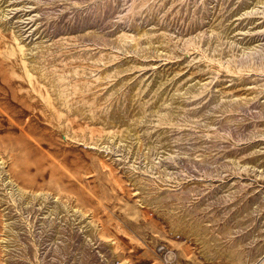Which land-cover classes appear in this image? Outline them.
Wrapping results in <instances>:
<instances>
[{
  "label": "rangeland",
  "instance_id": "1",
  "mask_svg": "<svg viewBox=\"0 0 264 264\" xmlns=\"http://www.w3.org/2000/svg\"><path fill=\"white\" fill-rule=\"evenodd\" d=\"M0 3V264H264V0ZM221 91L248 99L238 126L214 123L235 111L228 99L186 118ZM166 190L184 191L183 206L209 204L194 213L209 233L247 220L224 239H242L243 262L191 233L166 206L177 197H157Z\"/></svg>",
  "mask_w": 264,
  "mask_h": 264
},
{
  "label": "bare ground",
  "instance_id": "2",
  "mask_svg": "<svg viewBox=\"0 0 264 264\" xmlns=\"http://www.w3.org/2000/svg\"><path fill=\"white\" fill-rule=\"evenodd\" d=\"M255 2V1H254ZM0 6H1V3H0ZM108 6V5H107ZM121 6V5H120ZM119 6V7H120ZM2 7V6H1ZM118 7V5H114V6H108L107 8H108V10H109V13H110V11H117V8ZM243 8V7H242ZM99 11V10H98ZM106 11V10H105ZM102 13V12H101ZM1 17V16H0ZM89 20V19H88ZM96 21V20H95ZM89 22V21H88ZM214 27V26H213ZM135 28H137V32H139V30L140 29H138V26L136 25V27ZM211 28H212V26H211ZM214 29V28H213ZM92 31H94V32H97V33H102V30L101 29H99V28H94V29H91ZM89 32V31H88ZM90 34H92L91 32H89ZM14 37L18 40V37H19V33L15 30L14 31ZM111 40H113V41H117V43H118V45H122V44H127V43H132L133 42V40L130 38V37H128V36H126V35H119V34H116L114 37H112V39ZM149 41H151V43H153V42H155V40L154 39H152V40H145V45L147 44V43H150ZM144 43V42H143ZM21 44V43H20ZM27 44H25V43H22L21 45H19V48L22 50V53H26V52H28V47H30V46H26ZM33 47V46H32ZM33 51H34V49H32ZM236 51H238V50H236ZM241 51H243V50H240V52ZM249 52V51H248ZM247 52V53H248ZM246 53V54H247ZM253 53H254V51L252 52V54L251 55H253ZM240 54V53H239ZM242 54V53H241ZM250 54V53H249ZM256 54V53H255ZM74 55H76V54H74ZM83 55V54H82ZM84 56H86L87 58H89V59H92V60H98V59H102L103 58V56H104V54H101V53H97V54H93V53H85L84 54ZM238 56H240V55H238ZM247 56V55H246ZM254 56V55H253ZM252 56V57H253ZM69 57V56H68ZM241 57H242V55H241ZM241 57H239V58H241ZM245 57V56H244ZM256 57V56H255ZM259 56H257L256 58H258ZM262 57V56H261ZM243 58V57H242ZM254 59V58H253ZM36 60L37 59H35V58H33V57H28V58H25L24 59V61H23V64L27 67V69H28V72L30 73V74H33V73H35V74H37V75H39L40 76V82H43L47 87H48V89L52 86V88L53 89H55V85H57L55 82H54V80H51V79H49L47 76H44L43 75V67H39V66H37L36 64H35V62H36ZM91 60V61H92ZM99 60V61H100ZM246 60H248V57H247V59ZM97 62V61H96ZM125 67V66H124ZM127 67V66H126ZM82 68V67H81ZM123 68V67H122ZM257 79V78H256ZM63 80V79H62ZM56 81V80H55ZM59 81V80H58ZM61 83V82H60ZM65 84V83H64ZM51 85V86H50ZM63 85V84H62ZM195 85V84H194ZM50 86V87H49ZM62 87V86H61ZM60 88V87H59ZM196 89V88H195ZM195 89H193V87H191L190 89H188V91H186V92H189L190 94H196V91H195ZM64 90H66V89H64ZM186 92H184V93H186ZM60 93H61V89L60 90H54L53 91V96L52 95H50L51 97H50V99H51V102H52V104H54V105H57L58 103H61L62 102V99H64V97L61 99H59L58 98V95L60 96ZM198 93V92H197ZM219 93V92H218ZM217 93V94H218ZM160 94V93H159ZM171 94H173V93H171ZM254 95H256V94H254ZM218 96V95H217ZM252 97V96H251ZM251 97H249V99L251 98ZM255 97V96H254ZM225 99H228V100H232V101H234L235 103H233V104H235V111L233 112V113H230V114H227V115H225L224 117H222V118H220V119H218V121L216 120V122H214V123H221L222 125L223 124H225V125H236L237 123H240L239 122V118H237V113H242V107H241V105H244V106H247V104H248V102H247V100L248 99H245L244 97H241V96H235V95H231L230 93H222V91L220 92V94H219V96L218 97H216V98H214V99H212V100H210L207 104H205V106L203 105V107H201V108H197V106H196V108H192V109H189L187 112H186V118H188V119H190V120H197V118H196V116L199 114H201V113H205L206 114V112L208 111V110H213V111H216V109H217V106H219V105H221V103H223V102H225V104H227V103H229V101H226ZM254 99V98H253ZM66 100V99H65ZM183 101H184V99H182ZM187 100V99H186ZM251 100V99H250ZM159 101V100H158ZM177 101V100H176ZM191 101V100H190ZM189 101V102H190ZM187 102V101H186ZM185 102V103H186ZM232 103V102H231ZM67 104V103H66ZM186 104H188V102L186 103ZM191 104V103H190ZM230 104V103H229ZM258 106H259V109L260 108H263L264 107V99H257V103H256ZM256 104H254L255 105V109L257 108V105ZM69 105V104H68ZM79 106V105H78ZM81 106V105H80ZM191 106V105H190ZM190 106H189V108H190ZM250 106V105H249ZM253 106V105H252ZM76 107V106H75ZM194 107V106H193ZM221 107H223V106H221ZM185 108H187V107H185ZM68 108L66 107V110H67ZM223 109V108H222ZM81 110V109H80ZM176 110V109H175ZM62 111H65V109H63ZM233 111V110H232ZM174 112V111H173ZM176 112V111H175ZM184 112V111H183ZM249 112H251V111H249ZM256 114V113H255ZM242 117V116H241ZM15 119H17V118H15ZM215 119V118H214ZM62 122V125L65 127V119H63V118H61L60 119ZM103 120V119H102ZM186 120V119H185ZM17 121H18V119H17ZM198 121V120H197ZM234 121H236V123H234ZM15 122V121H14ZM106 122V121H105ZM204 122V121H203ZM107 123V122H106ZM116 123V122H115ZM123 123H124V121H123ZM123 123H122V125H123ZM200 123V122H199ZM213 123V124H214ZM107 124H109V123H107ZM120 124V123H119ZM243 124V123H242ZM61 125V126H62ZM106 125V124H105ZM110 125V124H109ZM124 125L126 126V128H127V131H130V133H133L134 134V131H133V129H132V127H131V125L129 124V123H127V121H126V123H124ZM234 125V126H235ZM21 126V125H20ZM119 126V125H118ZM237 126H238V124H237ZM59 128V127H58ZM121 128V127H120ZM125 128V127H124ZM28 129V128H27ZM23 130V129H22ZM114 130V129H113ZM236 130V129H235ZM25 131V130H24ZM27 131V130H26ZM29 135V134H28ZM124 135V134H123ZM120 136V135H119ZM85 139H86V137H85ZM89 139V138H88ZM86 141H87V139H86ZM90 142H91V140H90ZM210 143H212V142H210ZM216 143V142H215ZM217 144V143H216ZM206 145V144H205ZM212 145H214V142H213V144ZM217 146V145H216ZM216 150V149H215ZM216 152V151H215ZM199 153H201V152H199ZM199 153H197V152H192V153H190V154H188L190 157H192V158H196V159H200V161H202V162H208V161H213V160H215V161H217V159L213 156V154H211L210 156H203V155H200ZM213 153V152H212ZM220 153H221V151H220ZM226 156V155H225ZM225 158V157H224ZM187 159V158H186ZM219 161V160H218ZM4 162V161H3ZM190 164V163H189ZM204 165V164H203ZM4 167V166H3ZM194 167H197L196 166V164H195V166ZM205 167V166H204ZM193 168V167H192ZM191 168V169H192ZM1 169H2V160H1V158H0V171H1ZM4 169V168H3ZM216 169H218V168H216ZM6 170V169H5ZM203 171V170H202ZM206 171V170H205ZM204 171V172H205ZM211 172V171H210ZM220 172V171H219ZM6 173V172H5ZM9 175V174H8ZM4 178V177H3ZM8 178V177H7ZM9 179V181H10V178H8ZM12 179V178H11ZM5 181V180H4ZM8 181V180H7ZM12 181H14L15 182V180H12ZM19 183V182H18ZM13 184V183H12ZM7 185V184H6ZM11 185V184H10ZM17 185V184H16ZM5 186V185H4ZM4 186L2 187L3 189H4ZM6 187V186H5ZM15 187V186H14ZM23 188V187H22ZM149 188V187H148ZM143 189V188H142ZM169 189H171V188H169ZM229 189V188H228ZM231 189H233V188H231ZM5 190V189H4ZM10 190V189H9ZM27 190V189H26ZM34 190V189H33ZM161 190V189H160ZM230 190V189H229ZM16 194L17 195H20V193H22L21 192V190L19 189V188H17V186H16ZM187 191H189V190H187ZM31 192V191H30ZM35 192V191H34ZM33 192V193H34ZM42 192V191H41ZM45 192V191H44ZM48 193V192H47ZM156 194V193H155ZM35 195V194H34ZM171 195H173V196H175V197H177V199H176V201H173V202H169L168 204H166V206L168 205L169 207H171V213L172 214H174V212H172V211H176V212H178L176 215H177V217H178V219H179V221H186L185 223L186 224H189V226H190V231H191V233L192 232H195V233H197L198 235H199V237H200V235H202L203 237H201V239L205 242V243H207V242H209V243H212L213 244V246L215 245V246H217L216 247V249H215V253L216 254H223V255H225V254H227V255H229V256H232V257H234L235 259H237V260H239V261H242L243 259L241 258V256H242V253L244 252V248H242L241 247V244H242V239H240V238H237V239H234V240H231V241H229V245L228 246H226L225 247V244H224V239H225V235H228V236H230L232 233H234V232H236L237 230H239L241 227L243 228V226L244 225H246V223L248 224V222H247V220H241V219H238V220H236L235 221V223L232 225V224H230V223H228V222H225L224 221V224L223 225H221V226H217V232L215 233H209L208 231H207V229H208V223H206V220L204 219V217H205V215H206V213L204 214H201V215H196V214H194L195 212H197V210L199 209H201V208H204V207H206V209H207V206L209 205H207V206H205L206 205V203L205 202H197V203H195V204H192V205H189V206H183L182 204H181V202H179V200L182 198L183 199V197H186V196H188L186 193H184V191L182 192V193H178V192H176V191H168V190H166V191H164V193L162 194V195H160L159 194V196H157V197H167V196H171ZM155 196V195H154ZM26 201L28 202V200L31 198V195L30 194H27L26 193ZM148 197V196H147ZM153 198V197H152ZM169 198V197H168ZM57 199V198H56ZM150 199V198H149ZM202 201H204V200H202ZM5 202V201H4ZM37 202H41V200H40V197L38 196V200H37ZM48 202V201H47ZM160 203V202H159ZM184 203V202H183ZM209 203V202H208ZM191 204V203H190ZM178 205V206H177ZM186 205V204H185ZM246 205V204H245ZM252 208V207H251ZM251 208L250 207H244L240 212H237L238 214H246V213H248L250 210H251ZM57 209H58V207H57V205L56 204H54L53 202H50L49 204H47L46 205V211L47 212H50V213H53L54 211H57ZM208 211V210H207ZM206 211V212H207ZM223 211V210H222ZM235 211V210H234ZM237 211H238V209H237ZM252 211V210H251ZM225 212V211H224ZM209 213H211V211H209ZM220 213H222V212H220ZM168 214H170V213H168ZM174 214V215H175ZM208 214V213H207ZM224 214V213H223ZM59 215V214H58ZM213 216L209 219L210 221H212V220H214V219H216L217 218V215H218V213H215V214H212ZM172 216V215H171ZM233 216V215H232ZM176 217V216H175ZM176 217V218H177ZM209 217V216H208ZM241 217V216H240ZM15 219V218H14ZM7 220V219H6ZM205 220V221H204ZM216 220H219V219H216ZM251 220V219H250ZM10 221H12V220H10V218H9V222ZM209 221V222H210ZM189 222V223H188ZM250 222V221H249ZM10 223H12V222H10ZM7 225V224H6ZM19 227V226H18ZM194 233V234H195ZM5 241V240H4ZM6 244V243H5ZM7 247V246H6ZM10 247V246H9ZM209 252V251H208ZM211 254H213L214 255V252L212 253L211 252ZM210 254V255H211ZM215 254V255H216ZM252 257V256H251ZM234 259V260H235ZM237 260H235V261H237ZM243 262V261H242ZM244 264H246V263H244Z\"/></svg>",
  "mask_w": 264,
  "mask_h": 264
}]
</instances>
